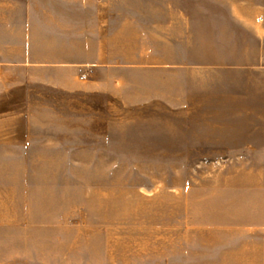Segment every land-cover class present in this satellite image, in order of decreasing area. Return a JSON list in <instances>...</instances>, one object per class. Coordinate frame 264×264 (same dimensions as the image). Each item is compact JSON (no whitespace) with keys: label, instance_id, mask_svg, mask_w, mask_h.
Returning <instances> with one entry per match:
<instances>
[{"label":"rangeland","instance_id":"1","mask_svg":"<svg viewBox=\"0 0 264 264\" xmlns=\"http://www.w3.org/2000/svg\"><path fill=\"white\" fill-rule=\"evenodd\" d=\"M106 1L110 65L0 72V264H263L264 0Z\"/></svg>","mask_w":264,"mask_h":264},{"label":"crops","instance_id":"2","mask_svg":"<svg viewBox=\"0 0 264 264\" xmlns=\"http://www.w3.org/2000/svg\"><path fill=\"white\" fill-rule=\"evenodd\" d=\"M111 18L106 0H0V72L70 88L112 63Z\"/></svg>","mask_w":264,"mask_h":264}]
</instances>
